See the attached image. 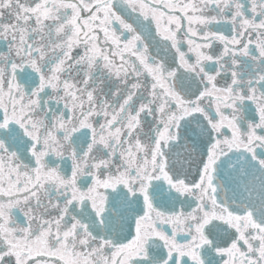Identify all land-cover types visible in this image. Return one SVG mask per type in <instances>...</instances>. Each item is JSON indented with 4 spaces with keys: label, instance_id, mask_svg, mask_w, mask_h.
Returning a JSON list of instances; mask_svg holds the SVG:
<instances>
[{
    "label": "snow or ice",
    "instance_id": "snow-or-ice-1",
    "mask_svg": "<svg viewBox=\"0 0 264 264\" xmlns=\"http://www.w3.org/2000/svg\"><path fill=\"white\" fill-rule=\"evenodd\" d=\"M0 264H264V0H0Z\"/></svg>",
    "mask_w": 264,
    "mask_h": 264
}]
</instances>
